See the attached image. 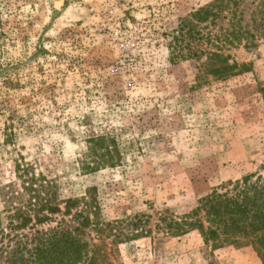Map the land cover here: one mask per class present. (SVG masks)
I'll return each instance as SVG.
<instances>
[{
	"label": "rangeland",
	"instance_id": "1",
	"mask_svg": "<svg viewBox=\"0 0 264 264\" xmlns=\"http://www.w3.org/2000/svg\"><path fill=\"white\" fill-rule=\"evenodd\" d=\"M212 1L0 0V188L22 162L52 179L60 209L43 228L76 231L89 201L112 264H263L252 246L214 249L172 224L264 176V39L220 42L239 67L219 76L203 67L217 46L203 24L178 30Z\"/></svg>",
	"mask_w": 264,
	"mask_h": 264
},
{
	"label": "trees",
	"instance_id": "2",
	"mask_svg": "<svg viewBox=\"0 0 264 264\" xmlns=\"http://www.w3.org/2000/svg\"><path fill=\"white\" fill-rule=\"evenodd\" d=\"M181 24L178 30L182 32L183 28H187L190 38L196 26L203 24L201 30L207 31L196 32L199 39L217 45L214 50L201 51L208 58L203 65L206 72L219 76L232 75L238 71L239 64L234 60L231 62L230 54L223 53L224 44L234 46L246 41L245 46L254 47L257 41L264 39V0H214L181 19ZM178 37H174L176 47L183 42ZM186 45L190 46V43ZM17 169L19 181L0 188L5 206L0 217V264L113 263V250L106 248V226L92 203L85 202V209L79 212L82 221L76 229L81 234L85 228L92 227L99 243L83 238L69 225L58 223L43 228L55 221L60 209L56 184L42 173L37 174L28 162L19 163ZM201 212H204L208 226L202 220L188 219V216H199ZM188 216L183 223L172 220L176 233L199 228L206 244L214 241V249L225 245L238 248L252 246L264 264L262 174H247L224 192L213 190ZM115 241L117 243V239Z\"/></svg>",
	"mask_w": 264,
	"mask_h": 264
}]
</instances>
